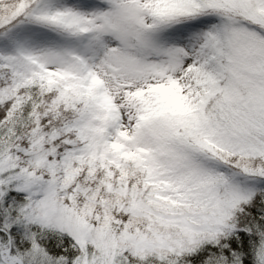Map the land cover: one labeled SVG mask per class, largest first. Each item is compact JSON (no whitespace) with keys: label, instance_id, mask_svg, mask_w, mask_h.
Returning a JSON list of instances; mask_svg holds the SVG:
<instances>
[{"label":"snow or ice","instance_id":"snow-or-ice-1","mask_svg":"<svg viewBox=\"0 0 264 264\" xmlns=\"http://www.w3.org/2000/svg\"><path fill=\"white\" fill-rule=\"evenodd\" d=\"M0 264H264V0H0Z\"/></svg>","mask_w":264,"mask_h":264}]
</instances>
